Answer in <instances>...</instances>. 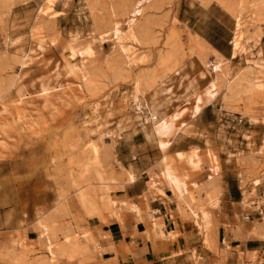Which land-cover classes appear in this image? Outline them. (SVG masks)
Instances as JSON below:
<instances>
[{"label": "rangeland", "instance_id": "obj_1", "mask_svg": "<svg viewBox=\"0 0 264 264\" xmlns=\"http://www.w3.org/2000/svg\"><path fill=\"white\" fill-rule=\"evenodd\" d=\"M198 1L205 6L214 2L233 18L240 15L236 38L242 52L248 42L251 49L244 62L257 58L264 62V38L256 45L254 34L257 28L258 34H264L261 0ZM42 4L44 0H0V222L6 228L0 232V264L95 262L103 251L92 219L106 224L116 220L123 230L122 211L135 212V208L136 216L141 214L132 200H120L123 185L136 178L135 166H150L146 171L147 179L153 178L150 188L161 195L168 189L177 211L207 243L209 208L218 204L220 193L216 155L207 152L212 174L202 184L189 186L188 175L178 170L171 157L138 150L145 141L155 144V140L160 150H166L170 138L184 127L178 120L189 96L191 118L218 94L223 108L230 111L216 118L212 106L204 119L212 124L223 159L236 153L241 167H253L244 176L243 203L244 193L255 196L257 188L260 222L253 227L264 234V152L256 153L264 138V75L245 73L246 63L233 67L182 26L174 15L175 0H54L45 15L39 13ZM35 28L41 29L37 35L41 49L32 35ZM72 37L76 40L70 44ZM65 64L73 68L69 75ZM186 64L189 72L183 71ZM216 66H221L220 73ZM236 70L243 76L227 86L226 74ZM194 77L202 79L195 84L203 87L201 92L191 86ZM41 84L46 90L39 93ZM260 84L262 93L257 95ZM154 91L160 94L154 97L159 105L153 117L143 101ZM249 115L259 121L248 123L245 116ZM253 131L254 143L250 141ZM91 148L96 149L95 158ZM192 149L196 148L175 155L190 170L200 162L197 149ZM98 176L109 184L106 191L95 184ZM38 211L39 227L35 224ZM153 214L145 213L152 233L175 238L174 232L164 233L163 223ZM13 221L25 224L26 236L36 239L6 247L15 233ZM31 228L36 234L28 233Z\"/></svg>", "mask_w": 264, "mask_h": 264}, {"label": "crops", "instance_id": "obj_2", "mask_svg": "<svg viewBox=\"0 0 264 264\" xmlns=\"http://www.w3.org/2000/svg\"><path fill=\"white\" fill-rule=\"evenodd\" d=\"M174 15L182 26L199 35L201 41L209 44L224 58L229 59L233 67H241L248 56L250 42L245 44L246 51L233 56L232 38L234 35L233 17L216 3L205 6L198 0H175ZM233 23V24H232ZM264 28V23L262 24ZM231 54V55H230ZM264 58V52L262 54ZM210 59L211 56H210ZM187 65V64H186ZM183 71H190L188 65ZM180 75V72L175 74ZM202 79L194 77L193 84L198 92L203 87H197ZM187 107L180 119L184 127L175 136L170 138L171 143L165 151L160 150L155 144L145 141L138 150L141 152L155 150L160 158L163 154L171 157L173 164L182 173L188 175V185L191 182L202 184L210 174L208 151L215 154L218 161V183L220 193L218 204L209 208L211 226L207 232L208 242L203 241V235L188 218H184L176 209L175 200L168 189L165 195L156 193L150 188L146 169L136 168L134 182H126L121 190V201L132 200L141 210L140 216L126 209L119 215L124 226L116 220L108 224L92 219L93 228L103 253L95 262L88 264H264V234L263 229L254 224L259 223L256 207V195L249 197L243 203L242 190L245 187V174L249 171L237 163V154L234 153L226 159L216 146L212 124L204 118L214 106L216 118L228 114L230 111L223 108V100L218 94L212 101L202 106L201 111L191 118L190 108L193 98L189 96ZM219 106V110H217ZM179 108V109H181ZM250 141L255 142L256 131H253ZM197 149L200 157L198 168L190 170L183 160L176 159L177 152L188 153L191 148ZM145 179L146 181H141ZM144 183L140 188L137 183ZM203 197V194H201ZM152 211L155 219L163 223L164 233H176L175 238H159L151 231L150 219L145 215ZM264 212V211H263ZM261 213V212H260ZM15 233L6 247H12L14 242L25 240L31 244L36 237H29L24 233L25 224L11 222ZM239 226L240 230L235 227ZM253 228V229H252ZM6 228L0 222V232ZM105 233L104 235L100 233ZM28 233H35L31 228ZM240 236H237V235ZM101 236V237H100ZM0 241H2L0 237ZM129 252V253H128Z\"/></svg>", "mask_w": 264, "mask_h": 264}, {"label": "bare ground", "instance_id": "obj_3", "mask_svg": "<svg viewBox=\"0 0 264 264\" xmlns=\"http://www.w3.org/2000/svg\"><path fill=\"white\" fill-rule=\"evenodd\" d=\"M240 1V0H239ZM242 1V0H241ZM254 1V0H253ZM252 2V1H251ZM258 3H259V1H257ZM243 3V2H242ZM51 4H54V0H44V4H42V5H40L39 6V13L41 14V15H45L46 14V11L51 7ZM237 4V3H236ZM243 4H246V3H243ZM243 4H241V5H243ZM238 5V4H237ZM262 9H263V11H264V0H261V2H260V4H258ZM258 5H256L257 7H258ZM248 6H250V4L248 5ZM237 7V6H236ZM257 7H256V9H257ZM259 7V8H260ZM253 8V7H252ZM238 9H239V5H238ZM245 9V8H244ZM236 10H237V8H236ZM244 11V10H243ZM259 11V10H258ZM262 11V10H261ZM241 12V11H240ZM254 13V12H253ZM252 13V14H253ZM259 13V12H258ZM240 14V13H239ZM256 14H257V12H256ZM50 16H53V15H50ZM239 17H241L240 15L238 16V18ZM237 17H235L234 16V18H233V20H234V37H233V40H232V47H233V56H235V55H237V54H240L241 52H242V48H241V43L237 40V38H236V36L238 35V32H239V19H238ZM251 18V17H250ZM261 18H262V16H261ZM258 22V21H257ZM262 22V21H261ZM260 22V23H261ZM264 22V21H263ZM254 23H255V20H254ZM253 24V23H252ZM257 24H259V23H257ZM255 25V24H254ZM253 25V26H254ZM255 27V26H254ZM252 29V28H251ZM258 29V28H257ZM257 29H255V31H254V34H257V40H256V45H260L261 43V41H262V37L264 38V34H262V36L260 35V34H258L257 32H258V30ZM41 29H39V28H35V29H32L31 31H32V35H33V38H35L36 39V46H37V48L38 49H41L43 46H42V44L43 43H41L42 42V40H41V38L40 37H37V35L40 33L39 31H40ZM252 31V30H251ZM253 32V31H252ZM251 32V33H252ZM41 35V34H40ZM75 35V34H74ZM240 35V34H239ZM253 35V34H252ZM251 35V36H252ZM241 36V35H240ZM239 37V36H238ZM43 38V37H42ZM34 39V40H35ZM253 39V38H252ZM75 40H76V38L75 37H72V38H70L68 41H69V43L71 44V43H73V42H75ZM117 40L119 41L120 40V38L118 37L117 38ZM241 40V39H240ZM255 42V41H254ZM8 45H12V42L10 43V44H8ZM47 46V45H46ZM263 46H264V44H263ZM264 48V47H263ZM32 51V49H30V52ZM231 55V54H230ZM29 56V55H28ZM244 63H246L245 65H246V67L248 66V70L246 69V71H245V73L248 71V72H250V71H254L255 73H256V75H259V76H263L264 75V62H263V59L262 58H257L256 60H254V61H252V62H249L248 60L246 61V62H244ZM64 67H65V72H66V74L67 75H69V74H71L72 72H73V68H72V66L70 65V64H65L64 65ZM236 69V68H235ZM215 71L216 72H218V73H220L221 72V66H216L215 67ZM243 71V70H242ZM227 72V71H226ZM233 72V73H232ZM252 73V72H251ZM244 74V73H243ZM248 74V73H247ZM242 75V73H241V71L240 70H236V71H229L227 74H226V77H227V82H226V85L228 86H230V85H232V84H234L238 79H239V77ZM253 75V74H252ZM255 75V74H254ZM243 76V75H242ZM251 76V75H250ZM256 77H258V76H256ZM255 79V78H254ZM136 81V80H135ZM136 83V82H135ZM256 83H258L257 82V80H256ZM160 85V84H159ZM225 85V86H226ZM30 86H31V84H30ZM17 83H16V89H17ZM32 87V86H31ZM40 91H39V93H42L44 90H46V87H45V85H43V84H41L40 86ZM160 90V89H159ZM168 91V90H167ZM17 92H19V89H17ZM142 92V91H141ZM159 92V91H158ZM157 91L155 92L154 91V93L151 95V97H149L148 99H146V100H144L143 101V104H144V106L145 107H143L144 109H146L148 112H149V114H151L153 117H154V115H155V113H156V110H157V108H158V105H159V102L157 101V99H155L154 97H155V95H157V94H160V93H158ZM161 92V91H160ZM257 92V95H259V94H261L262 93V85L260 84V86H259V88H258V90L257 91H255V93ZM264 92V91H263ZM254 93V92H253ZM259 98V97H258ZM17 101V100H16ZM16 101H14V103L16 102ZM18 102H20L19 101V98H18ZM17 102V103H18ZM51 107H53L54 108V105H51ZM88 107V106H87ZM243 116V115H242ZM244 118V117H243ZM245 119H246V121L248 122V123H250V124H254V123H257L259 120L258 119H256V118H254V117H252V116H245ZM243 135V134H242ZM243 137L246 139L248 136L247 135H243ZM248 139V138H247ZM194 151H196V149H192V152H194ZM264 152V138L261 140V142H260V145H259V147H258V149H257V154H262ZM91 155L93 156V158H95L96 157V149L95 148H91ZM96 185H98L99 186V188H102V189H104L105 191L108 189V185H107V183L105 182V180H103V179H101L99 176H98V178H97V183H95ZM253 196V194L251 193V192H245L244 193V199H247V198H249V197H252ZM79 197H81L80 195H79ZM81 204H83V202L81 203ZM135 212L134 213H138V211L134 208L133 209ZM36 215H37V217H36V220H35V224L39 227L40 225H41V217H42V215H41V213L38 211L37 213H36Z\"/></svg>", "mask_w": 264, "mask_h": 264}]
</instances>
